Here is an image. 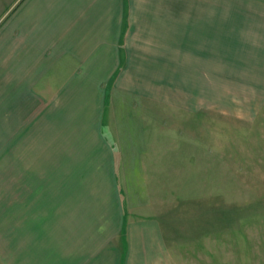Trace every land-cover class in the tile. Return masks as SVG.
Listing matches in <instances>:
<instances>
[{
  "label": "crops",
  "instance_id": "obj_1",
  "mask_svg": "<svg viewBox=\"0 0 264 264\" xmlns=\"http://www.w3.org/2000/svg\"><path fill=\"white\" fill-rule=\"evenodd\" d=\"M117 95L188 111L232 107L251 119L264 105V0H0V117L12 110L8 122L0 118V147H11L8 183L22 195L42 190L63 156L68 173L55 193L42 198L44 187L39 200L23 202L18 261L187 264L177 262L160 215L128 203L124 181L146 179L138 159L146 143L144 126L125 120L136 107L125 100L121 111ZM113 106L120 120L111 123ZM63 110L74 144L48 134L49 118ZM21 167L31 176L26 185L16 183Z\"/></svg>",
  "mask_w": 264,
  "mask_h": 264
},
{
  "label": "rangeland",
  "instance_id": "obj_2",
  "mask_svg": "<svg viewBox=\"0 0 264 264\" xmlns=\"http://www.w3.org/2000/svg\"><path fill=\"white\" fill-rule=\"evenodd\" d=\"M166 70L158 69V72L162 76ZM256 94L261 92L256 91ZM125 100L127 107H136L125 109L130 111L125 120L128 122L129 117L130 123L144 126L146 143L138 158L144 162L146 179L124 181L126 189L131 190L128 203L145 215L150 212L160 215L166 232L176 241L177 262L264 264V105L247 119L235 115L232 107L220 111H188L163 99L138 100L117 95L116 107L121 111H124ZM229 103L232 102L229 100ZM236 105L243 106L242 103ZM113 109L114 106L108 110L112 111L108 118L111 123L120 120ZM11 112L0 118L8 122ZM65 112L49 118L47 132L59 139L58 142L74 144L77 137L70 141L69 131L63 130ZM37 138L33 136L31 140ZM107 138L115 142L116 134L110 133ZM47 141L53 142L48 138ZM47 147L53 148V145ZM9 150L11 147L6 141L5 148L0 147V264H24L18 261L25 246L22 212L26 204L23 202L29 198L39 200L46 186L42 185V190L39 188L36 193L23 195L18 190L12 191L7 178ZM18 150L16 146L17 154L13 158L22 163L24 155ZM38 151L39 147L35 153ZM45 151L46 148L43 154ZM64 158L48 168L53 178L42 198L51 195L50 191L55 193L58 183L68 178ZM48 160L43 159L48 162L46 166L51 165ZM16 174L17 184L26 185L31 178L29 172L24 173V168ZM143 187L141 193L137 188ZM65 195L67 191L63 190V198ZM58 198H61L60 192L55 200ZM15 199L19 203H15Z\"/></svg>",
  "mask_w": 264,
  "mask_h": 264
}]
</instances>
